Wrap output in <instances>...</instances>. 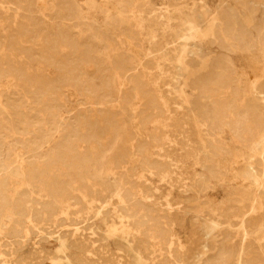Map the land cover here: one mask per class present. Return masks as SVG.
<instances>
[{"label":"rangeland","instance_id":"374dc122","mask_svg":"<svg viewBox=\"0 0 264 264\" xmlns=\"http://www.w3.org/2000/svg\"><path fill=\"white\" fill-rule=\"evenodd\" d=\"M263 19L264 0H0V118L20 102L36 120L16 139L1 138L0 169L10 199L20 204L0 213V264H203L240 244L239 219L256 194L263 213L245 228V257L264 256L258 144L225 128L210 156L213 143L194 111L196 91L183 87L190 72L184 63L227 60L234 68L228 91L239 101L260 97L249 78L264 68L257 32L264 33ZM234 32L250 37L248 48ZM47 37L89 47L100 68L87 62L82 70L107 81L104 91L90 80L67 81L50 108L51 129L6 63L42 72L19 51L39 52ZM66 52L63 46L60 54ZM46 73L54 77L55 69ZM147 95L182 111L185 123L165 129V114L148 107ZM37 127L50 135L39 161L62 155L48 183L33 174L38 163L28 138ZM68 145L87 159L85 168Z\"/></svg>","mask_w":264,"mask_h":264},{"label":"bare ground","instance_id":"6f19581e","mask_svg":"<svg viewBox=\"0 0 264 264\" xmlns=\"http://www.w3.org/2000/svg\"><path fill=\"white\" fill-rule=\"evenodd\" d=\"M243 22H245V19ZM262 22H264V19ZM225 26L229 27L228 21ZM198 28L197 30H199ZM205 28L207 27H204V30ZM193 30L194 29L191 28L190 33L194 35L196 29ZM257 32L259 40L262 45H264L263 30L258 28ZM234 33L239 35L238 39L241 40V45L248 48L250 37L242 34V32ZM63 46L67 48V52L61 55L60 51ZM19 52L27 61H35L44 66L42 72L39 71L38 73H34L28 72L22 66H16L11 58L6 61V63L17 70L24 79L27 87V94L31 98V103L34 104L35 107H39V111H41L45 117V124L43 123V126L49 124L50 129L54 121L50 108L54 106L56 96H58L61 87H63L67 81L70 79L79 82L90 80L93 88L103 91L106 89L107 81L100 72L93 77H91V75L90 77H86L82 70V65L87 62H92L97 65L99 71L100 66L93 51L89 47H79L76 42L69 38L64 37L56 39L47 37L43 41L39 52H33L30 47L21 48ZM231 64L227 60H222L218 63L211 62L208 58L196 60L195 67L193 68H190L188 64L184 63V69L186 72H190L187 73L184 78L183 87L190 86L191 90L196 91L194 111L199 116L202 125L206 127L204 129H206L207 139H209V142L213 143V147L209 149L210 156L213 154L214 150L219 149L217 145H214L217 144L216 142L219 140L217 138L218 133L228 128L238 138H243L245 140L252 139L255 144H258L259 160L262 163L261 171L264 173V68L261 71L262 73L253 72L252 76L249 78L250 89L261 94V96L255 95L251 101H246L245 99H240L241 101H239L237 98V91H228L231 89V83L234 81V68ZM255 66L258 67L256 64ZM48 69H55L54 77L47 75L46 70ZM183 87L181 88L182 102L190 105V101L187 99ZM224 93H229V95H223ZM147 100L148 107L165 114L166 122L163 125L165 129L170 126L177 128L185 123L182 111L179 112L177 108L171 109L166 100H158L150 95H147ZM258 100L261 102L259 103ZM11 106L12 109L10 114H8L7 117L0 118V153L2 135L5 138L10 136L16 139L19 131L27 133L36 123V120L23 112L24 107L20 102L11 103ZM38 126L42 128L41 125ZM35 130H38V132L32 133L33 135L28 138V141L33 145V150L35 151L33 154L35 157L34 161L38 163L37 166L35 165L37 168L34 169L33 174L46 180V183H48V176L50 175L48 172L52 169L54 162L62 159V155L53 154L44 161H39L40 153H38V150L41 144L48 140L50 135L48 136L45 131H40L38 127L35 128ZM91 136L92 134L89 133L85 138L87 139ZM76 137L80 138L79 135H76ZM164 140L173 143L168 134L165 135ZM74 149L72 145H68L65 151H70L72 155L76 157L75 159H77L80 167L85 168L87 159L76 153ZM48 185L52 186L53 190H56L58 187V183L50 179ZM12 204L15 206L19 205L20 201L13 203V200L10 199L7 191L6 168L0 169V213ZM262 213V205L256 194L252 203H250L239 219V228L244 233V238H242L240 244L238 246L229 244L228 247L221 248L215 258L203 264H264L263 255L255 254L250 257H245L247 244L245 228L249 222H255L256 217H260ZM152 219L156 222V231L162 234L163 231L159 221L154 216H152ZM262 227L264 228V224H262ZM75 230L77 231V229ZM261 235L264 239V230ZM172 247L173 244L171 243L169 246L170 252Z\"/></svg>","mask_w":264,"mask_h":264}]
</instances>
